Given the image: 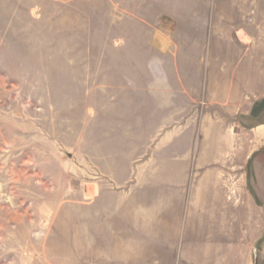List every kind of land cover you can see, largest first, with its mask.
<instances>
[{
  "label": "rangeland",
  "instance_id": "rangeland-1",
  "mask_svg": "<svg viewBox=\"0 0 264 264\" xmlns=\"http://www.w3.org/2000/svg\"><path fill=\"white\" fill-rule=\"evenodd\" d=\"M119 6L125 4L0 0V264H103L92 233L130 194L137 197L139 209L131 217L143 220L142 264H150L151 221H165L164 238L171 235L168 225L174 218L180 180L170 179L167 187L164 172L156 184L151 178L156 165L146 164L130 194L108 193L110 186L99 169L111 172L102 157L110 148L92 146L103 138L97 130H102L104 118L106 139L121 143L134 134V114L140 108L148 112L152 105L150 97L140 94L132 70L113 72L105 67L106 45L123 43L115 21ZM189 6L196 16L195 27L192 33L187 26L181 30L174 56L179 75L193 83L198 62L208 53L202 45L204 7L208 15L212 7ZM159 59V76H172L167 56L160 53ZM114 76L122 82L110 83ZM165 96L155 99L160 114L178 115L190 107L180 95L173 104ZM124 179L118 178L116 184ZM250 182L262 204L256 189H264L263 180L254 176ZM256 213L257 225L264 216ZM255 246L256 264H264L263 237Z\"/></svg>",
  "mask_w": 264,
  "mask_h": 264
},
{
  "label": "crops",
  "instance_id": "crops-1",
  "mask_svg": "<svg viewBox=\"0 0 264 264\" xmlns=\"http://www.w3.org/2000/svg\"><path fill=\"white\" fill-rule=\"evenodd\" d=\"M118 3L125 4L115 19L123 43L106 45L105 67L132 70L140 94L150 97L152 105L148 112L140 108L134 114V134L121 143L106 139V118L99 125L103 138L92 146L110 148L102 157L111 172L102 171L96 161L93 165L110 186L106 192L130 194L141 168L156 165L151 174L156 184L165 172L167 187L172 178L180 180V186L168 225L171 235L164 238L165 221H151L146 241L150 264H256L255 243L264 239V218H257L261 223L256 225V212L264 216V189H256L261 204L250 180L256 176L264 182V0ZM193 4L208 5L212 12L208 15L204 7L202 45L208 53L199 60L192 83L179 75L174 53L181 30L187 26L192 33L195 27ZM160 53L167 56L172 76H159ZM117 78L109 82H122ZM159 95H166L171 104L180 95L190 107L178 115L160 114L155 102ZM116 173L125 178L122 184H116ZM128 197L92 233L103 264H142L143 220L131 217L139 209L137 197Z\"/></svg>",
  "mask_w": 264,
  "mask_h": 264
}]
</instances>
